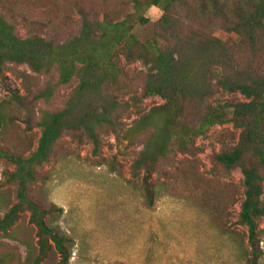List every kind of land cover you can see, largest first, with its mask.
I'll return each mask as SVG.
<instances>
[{
    "label": "trees",
    "instance_id": "1",
    "mask_svg": "<svg viewBox=\"0 0 264 264\" xmlns=\"http://www.w3.org/2000/svg\"><path fill=\"white\" fill-rule=\"evenodd\" d=\"M130 3L131 13L121 20L107 13L99 18L96 10L79 9V30L65 42L35 33L20 37L12 19L0 12V73L6 63H13L26 65L36 74L54 75L27 96L13 93L10 97L27 111L25 129H40L35 149L27 154L4 139L3 130L11 118L0 104V160L13 167L2 174L6 183L14 185L15 197L0 217V236L19 240L10 230L28 212L36 238V254L26 256L30 264H42L53 249L58 264H68L71 240L59 232L55 219L48 220L54 213L59 216L62 208L42 207L30 188L45 179L37 167L48 162L61 136L78 142L88 139L94 153L99 151L100 130L115 125L120 107L116 93L133 88V79L119 67L120 56L126 64L140 61L147 68L142 96L163 100L129 127L131 133L148 132L131 164L135 175L142 171L146 186L169 153L195 154L194 139L213 125L232 123L240 129L237 143L221 147L212 160L226 173L238 168L242 174L244 197L238 221L246 226L248 242L255 250L258 222L264 218V0ZM151 6L160 9L161 15L151 38L141 41L133 30L136 24L147 22L143 13ZM215 68L219 69L216 75ZM73 80L76 85L61 109H43L37 117L32 113L36 101H51ZM219 91L239 92L246 101L212 104L210 99ZM201 194L214 217H219L222 196ZM0 264L9 262L3 259Z\"/></svg>",
    "mask_w": 264,
    "mask_h": 264
},
{
    "label": "rangeland",
    "instance_id": "2",
    "mask_svg": "<svg viewBox=\"0 0 264 264\" xmlns=\"http://www.w3.org/2000/svg\"><path fill=\"white\" fill-rule=\"evenodd\" d=\"M81 8L96 10L99 18L107 13L117 20L132 11L130 0H0V12L12 19L20 37L35 33L58 42H65L78 32V10ZM143 15L147 22L136 24L133 30L141 41L153 35L161 10L151 6ZM216 35L223 37L219 33ZM119 67L133 79V88L116 93L120 107L116 111L115 125L100 130L99 151L94 153L88 139L78 142L69 135L61 136L54 144L48 162L37 167L45 179L30 188L31 195L42 207L56 205L62 208L59 216L54 213L48 220L55 219L59 232L71 240L68 264H121L106 262L96 254L92 244L93 223L101 224L102 230L112 236L127 229L130 231L131 236H125L124 240L120 238L122 234L114 239L118 250L123 244L128 246L127 242L131 248L132 242L141 238L143 231L159 232V240L172 242L170 250L173 254H184L181 260L174 254L172 264H264V218L258 222L256 247L252 250L247 228L238 221L244 197L242 174L238 168L226 173L212 160L221 147L237 143L240 129L232 123L213 125L204 136L194 139L198 149L195 154L169 153V158L161 162L146 186L142 182V171L135 175L131 164L142 149L148 132L131 133L129 127L163 100L158 96H142L141 84L147 68L140 61L126 64L120 56ZM213 73L216 75L219 69L215 68ZM49 78L54 75L36 74L26 65L13 63H6L0 73V104L3 103L2 110L11 118L3 130V137L11 147L24 154L35 149L40 129H25L27 111L10 97L13 93L27 96L28 91H35ZM75 85L76 80H73L61 87L49 102L36 101L32 113L37 117L40 110L61 109ZM238 101H246L239 92L219 91L210 99L212 104ZM12 168L0 160V217L15 201L14 185L6 183L2 174ZM201 192L222 196L221 213L216 217L219 219L214 217ZM261 198L264 201V181ZM165 201H172L173 211L159 213ZM34 231L28 223V212L22 213L10 230V234L19 240L0 236V263L4 259L9 264H30L26 256L36 254ZM191 237L194 240L193 255L189 246ZM156 248L160 253L167 251L162 244ZM145 252L149 254V251ZM58 259L53 249L42 264H58ZM146 261H150V257Z\"/></svg>",
    "mask_w": 264,
    "mask_h": 264
},
{
    "label": "crops",
    "instance_id": "3",
    "mask_svg": "<svg viewBox=\"0 0 264 264\" xmlns=\"http://www.w3.org/2000/svg\"><path fill=\"white\" fill-rule=\"evenodd\" d=\"M172 201H165L164 207L161 206L159 213H166L173 211V203ZM160 208V207H159ZM164 208V209H162ZM183 213V209H180ZM188 210V209H187ZM186 210V212H187ZM158 216V214H157ZM93 237L92 244L94 243L96 254L100 255L104 261L106 262H118L121 264H172L174 259H171L172 256H177L180 258H184V254H176L172 253L170 247L172 246V242L170 240L161 241L159 240L160 234L159 232L151 231H143L141 238L135 240L133 243L134 251H131L130 244L127 242L128 246L123 244V248L118 250L114 246V239L120 237L124 240L126 237L131 236L130 231L127 229L126 231L117 232V234L109 235L106 231L102 230V225L92 224ZM164 233V232H163ZM126 236V237H125ZM162 244L163 249H167V251H158L156 245ZM191 255L194 252V240L191 237L190 244ZM184 250V247H182ZM145 250L149 251V254L145 252ZM181 252V251H178ZM189 255V250H187ZM150 257V261H146L147 258ZM176 260V259H175Z\"/></svg>",
    "mask_w": 264,
    "mask_h": 264
}]
</instances>
